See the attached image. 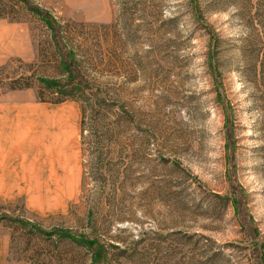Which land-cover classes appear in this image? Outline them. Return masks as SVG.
<instances>
[{
	"label": "rangeland",
	"instance_id": "obj_1",
	"mask_svg": "<svg viewBox=\"0 0 264 264\" xmlns=\"http://www.w3.org/2000/svg\"><path fill=\"white\" fill-rule=\"evenodd\" d=\"M28 4L62 27L0 0V218L95 238L104 257L3 219L0 264H264V0ZM70 49L124 111L96 124L98 158L81 102L51 103L38 81ZM34 122L65 124L68 144L34 150Z\"/></svg>",
	"mask_w": 264,
	"mask_h": 264
},
{
	"label": "trees",
	"instance_id": "obj_2",
	"mask_svg": "<svg viewBox=\"0 0 264 264\" xmlns=\"http://www.w3.org/2000/svg\"><path fill=\"white\" fill-rule=\"evenodd\" d=\"M27 6V10L36 15L45 25L46 29L50 32L51 36L57 38V35L61 29V25L58 24L54 16H52L48 11L38 8L36 6L27 5V0H21ZM126 9V8H125ZM126 11V10H125ZM125 11L122 14V21L126 19ZM56 41V40H55ZM259 53H264V48L258 49ZM57 60V67L60 74V77H38V81L42 89L46 90L51 96L47 101L51 103H61L66 100H79L81 102V136L85 138L84 132L87 131L93 140L92 142H85V150L93 148L95 158L99 157V146H100V134L97 132V125L107 118V116H115L116 121L122 122L124 120V111H114L113 103L109 102L108 98H105L102 95V91L99 87L90 86L84 79L78 60L76 59V53L70 49L68 52L59 53ZM255 70L253 71V75ZM264 82V71L260 70L259 74L256 73V78H259ZM30 87L29 84L20 86L19 88ZM40 101H45L43 97L37 96ZM118 112V113H117ZM90 123V124H89ZM87 124V128H86ZM91 125V129L88 127ZM108 131L107 133H109ZM97 157H96V153ZM8 219L13 222L19 223L21 226L28 228V234L34 238L42 236L49 239H52L55 236L62 243L65 240L73 243L75 246L85 251L89 260L92 263H98L103 257V245H100L98 240L95 238H89L86 235L79 234L75 235L69 232L67 229L62 230H45L38 226L36 223L21 219L10 217L6 214L2 215L0 220ZM46 261H39L36 264H62L60 260L56 259V263H52L53 257L48 256L47 254L43 257Z\"/></svg>",
	"mask_w": 264,
	"mask_h": 264
},
{
	"label": "crops",
	"instance_id": "obj_3",
	"mask_svg": "<svg viewBox=\"0 0 264 264\" xmlns=\"http://www.w3.org/2000/svg\"><path fill=\"white\" fill-rule=\"evenodd\" d=\"M1 32H0V39H1ZM64 120V118L62 116L58 117L56 121L60 122L61 120ZM33 120H31L32 122ZM63 125V126H61ZM58 126V129L56 131H52L49 129V127H46L47 130H45L43 128L42 130V136L41 134H38L39 133V129H38V124L37 123H31L29 125H27L28 127L25 128L26 130H28L29 128H35L33 129V135L31 136L32 138V141H31V144H32V148L34 150H38L42 144V142H46L47 144H49V146L52 148H56V147H61V146H65L67 145V141H65V124H61ZM25 126V124L23 125ZM20 128V127H19ZM18 128V129H19ZM38 131H36L37 129ZM7 140H8V137H7ZM9 142V140L7 141Z\"/></svg>",
	"mask_w": 264,
	"mask_h": 264
}]
</instances>
